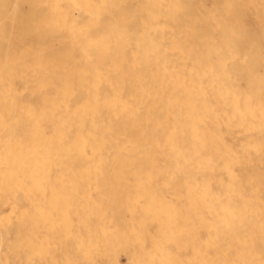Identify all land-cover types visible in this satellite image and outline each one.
I'll list each match as a JSON object with an SVG mask.
<instances>
[{
	"label": "bare ground",
	"instance_id": "bare-ground-1",
	"mask_svg": "<svg viewBox=\"0 0 264 264\" xmlns=\"http://www.w3.org/2000/svg\"><path fill=\"white\" fill-rule=\"evenodd\" d=\"M0 264H264V0H0Z\"/></svg>",
	"mask_w": 264,
	"mask_h": 264
}]
</instances>
